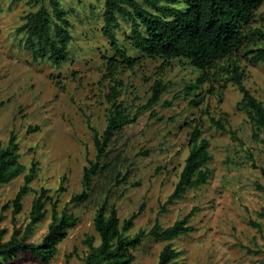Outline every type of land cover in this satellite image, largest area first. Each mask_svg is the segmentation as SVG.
<instances>
[{
	"label": "rangeland",
	"instance_id": "374dc122",
	"mask_svg": "<svg viewBox=\"0 0 264 264\" xmlns=\"http://www.w3.org/2000/svg\"><path fill=\"white\" fill-rule=\"evenodd\" d=\"M59 1L71 27L67 58L56 67L47 59H33L20 30L28 13L42 5L51 11L49 1L0 0V142L6 145L14 132L18 160L25 167L0 186V230H5L2 240H8L13 231L10 202L32 161L37 171L15 216L19 237L41 243L54 203L58 216L66 208L78 222L56 244L48 262L19 251L0 264H84L87 238L99 243L94 217L104 200L108 207H116L120 222L142 205L127 231L131 236L140 229L149 231L155 222L165 228L195 209L189 220L194 230L171 241L180 251L177 264H264V133L254 136L252 122L238 106L239 88L225 75L213 77L210 71L203 84L188 90L186 86L194 84L201 71L182 58L142 55L131 47L129 24L123 22L115 30L120 47L139 61L132 67L124 64L111 75L107 58L113 52L101 30L104 0ZM250 25L264 32V0ZM262 43L259 36L248 34L233 57L244 71V85L264 104V62L251 63L247 57L249 49ZM113 79L120 82L117 100L134 119L114 132L85 198L71 201L83 190L84 167L96 158L91 127L102 133L107 124ZM156 81L166 89L157 103L145 108ZM210 116L235 130L239 140L213 126ZM195 125L208 141L209 178L166 203L190 152ZM35 126L37 130L29 131ZM42 188L49 197L46 213L30 225L32 200ZM7 203L9 207L3 209ZM166 243L145 236L131 249V264H157Z\"/></svg>",
	"mask_w": 264,
	"mask_h": 264
},
{
	"label": "trees",
	"instance_id": "16d2710c",
	"mask_svg": "<svg viewBox=\"0 0 264 264\" xmlns=\"http://www.w3.org/2000/svg\"><path fill=\"white\" fill-rule=\"evenodd\" d=\"M39 2L40 0H33ZM51 11L45 6L28 13L20 30L25 32V45L31 50L34 60L47 59L56 67H60L67 58L70 40L71 23L67 11L61 7L59 0H48ZM263 0H104L102 10V33L108 39L113 55L107 58V69L113 75L119 68L127 64L132 67L139 61L120 47L115 30L121 27V22L129 24L127 38L133 49L148 57L165 59L182 58L189 61L201 71L194 84L186 86L188 90L198 88L209 78L225 75L229 82L234 83L242 93L238 106L246 114L254 126V136L257 132L264 133V104L259 101L243 83L244 71L234 59V53L240 49L248 34L254 38L259 36L261 46L247 51L251 63L264 62V32L252 28L250 22L254 12ZM108 94L110 108L107 124L102 133L91 127L93 142L97 151L95 160H89L83 169V190L72 196L71 201H81L86 196L91 178L100 169L102 158L106 152L114 132L131 123L122 101H118L120 82L113 79ZM166 86L156 81L152 93L144 105L152 107L160 99ZM198 102V101H197ZM195 102V103H197ZM210 122L217 129L227 132L233 139L239 140L236 131L226 128L220 119L210 116ZM38 127H29V131ZM16 134L11 132L8 142H0V186L9 183L19 176L24 166L19 162V144ZM190 152L185 159L179 179L166 203L182 198L189 188L205 184L209 178L206 163L210 159L208 141L201 137L199 125H195L189 138ZM264 144V138L262 139ZM37 171L36 161H32L27 173L23 175V184L10 202L13 231L8 240L3 241L5 230H0V263L11 260L17 252H29L43 262H48L55 254L56 244L66 236L67 231L74 227L78 220L66 208L58 216L55 203L52 205V217L48 232L41 243L28 242L19 237L15 216L22 210V199L30 189V183ZM264 177V167L261 168ZM49 200L47 189L42 188L32 200L29 212L30 225L41 221L46 213L45 204ZM5 204L3 209L8 208ZM142 205L127 219L120 222L116 207H108L107 200L98 207L94 217V227L99 235V243L93 244L87 238L89 250L84 257V264H131L134 255L131 249L138 247L145 236H151L159 241H167L159 253L157 264H177L180 254L172 245V240L181 234L194 230L189 224L194 210L183 218L162 228L155 222L149 231L140 229L134 235H128ZM264 216V211L261 212ZM2 215H0V221ZM254 226L258 223L252 222Z\"/></svg>",
	"mask_w": 264,
	"mask_h": 264
}]
</instances>
